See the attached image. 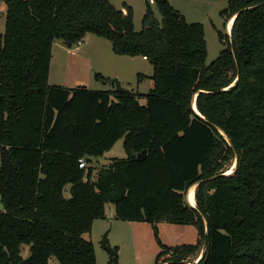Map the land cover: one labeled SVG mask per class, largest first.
<instances>
[{
  "label": "trees",
  "instance_id": "obj_1",
  "mask_svg": "<svg viewBox=\"0 0 264 264\" xmlns=\"http://www.w3.org/2000/svg\"><path fill=\"white\" fill-rule=\"evenodd\" d=\"M3 1L0 264H95L84 233L108 202L122 220L196 227L194 243L167 246L157 235V264H187L202 244L196 264H264V0H227L230 35L219 32L224 46L209 63L202 24L176 17L168 0H155L160 20L146 2L139 30L130 6L109 0ZM87 32L152 65L144 104L113 84L48 83L53 42ZM121 136L128 155L96 179L91 165L78 166ZM194 184L195 207L185 199Z\"/></svg>",
  "mask_w": 264,
  "mask_h": 264
},
{
  "label": "rangeland",
  "instance_id": "obj_2",
  "mask_svg": "<svg viewBox=\"0 0 264 264\" xmlns=\"http://www.w3.org/2000/svg\"><path fill=\"white\" fill-rule=\"evenodd\" d=\"M116 8L123 6H130L132 21L134 28L139 30L142 27V14L148 1L154 17L160 20L161 15L158 5L155 0H109ZM170 6L174 11L184 17L187 22H200L203 26L204 38L206 41V63L212 61L218 55L219 51L223 48L224 44L219 40V32L222 34L227 33L230 35L228 29V21L224 23L222 10L227 7V0H168ZM5 9L6 5L3 0H0V34L5 30ZM2 11L4 13H2ZM125 11V9H124ZM84 43L76 46V42L67 45L62 40L58 39V43L63 45V49L55 48V53L52 58L51 71L48 73V83L53 85L57 83L64 84L62 86H76L73 85V78L78 76L84 80L82 85L94 90H105L113 87L109 81L112 77H117L125 89H130L137 93L138 100L141 104L146 102V94L150 92L153 86V67L142 55H126L117 54L111 49V42L109 39L87 32L82 37ZM226 43V37L223 39ZM70 51H66L65 49ZM81 47V48H80ZM79 48V49H78ZM51 63V61H50ZM100 74L104 79L99 78L96 74ZM141 75V76H140ZM115 88V86H114ZM226 138V137H225ZM227 139V138H226ZM128 155L127 150L123 144V137H119L113 146L104 152L102 157H90L86 166L93 167L92 179H96L97 174L103 165L115 158H125ZM236 158L233 159L229 165L233 170L236 164ZM65 196H69V184L64 187ZM109 210H114V205L111 202L105 205V214ZM102 218H95L92 221L91 228L88 232L84 233V237L89 239L94 247L95 264H107L109 260V253L101 247L100 241L104 233L107 231L108 244L115 249L116 264H157L156 254L162 249L161 245L157 242V235L160 242L168 245H175L181 243H192L196 241L197 230L193 224H182L165 222L169 228H162L161 234L158 231L157 223L154 226L151 222L136 220L133 230L129 229L125 220L117 217L112 218V222L108 220L104 229ZM145 223V224H139ZM98 223H101L98 227ZM144 225L141 230H134L138 224ZM171 227H179V230H171ZM156 232L158 234H156ZM135 235L139 240L136 244L135 251H132L131 243L126 242L124 248L118 250L119 244L124 240ZM162 240V241H161ZM204 245L202 244L198 254L203 253ZM145 253V254H144ZM20 254L26 258L29 254V245L24 243L20 246ZM198 257V256H197ZM197 257L189 258V261ZM193 263V262H192ZM49 264H59L54 258L50 259Z\"/></svg>",
  "mask_w": 264,
  "mask_h": 264
},
{
  "label": "crops",
  "instance_id": "obj_3",
  "mask_svg": "<svg viewBox=\"0 0 264 264\" xmlns=\"http://www.w3.org/2000/svg\"><path fill=\"white\" fill-rule=\"evenodd\" d=\"M84 39H82V41H81V44H83L84 43V41H83ZM59 41L58 40H55L54 42H53V44H52V48H51V59H50V61H51V63H50V66H49V72L51 71V64H52V58H53V54L56 52L55 51V48H57L58 50L59 49H63V45H61V43H58ZM64 44H65V42H63ZM80 44V45H81ZM81 48V47H80ZM64 49H65V47H64ZM79 49V48H78ZM66 51H70L69 49H65ZM71 52V51H70ZM82 83H84V80L82 79V78H80V77H78V76H75L74 78H73V85H82ZM53 85H64V84H61L60 82L59 83H57V84H53ZM65 87H68V88H71V87H74V86H65ZM104 155V154H103ZM102 155V156H103ZM102 156H99V157H102ZM96 158V160H98L97 158L98 157H95ZM109 163V162H108ZM108 163H105V164H103V165H107ZM113 217H115V211L114 210H109V213H107V214H105V217L104 218H102V222H103V228L102 229H104L105 227H106V225H107V222H108V220L110 221V222H112V218ZM127 223H129L130 225H128V227H129V229H132L133 230V226H134V224H135V221L136 220H133V221H130V220H125ZM146 222V221H145ZM143 223V222H142ZM142 223H140L139 222V224H142ZM136 224H138V223H136ZM136 225L135 227H134V230H136L137 231V228H138V230H141V227L142 226H144V225ZM143 224H145V223H143ZM146 224H149V223H147L146 222ZM166 223H165V221H161V222H157V226H158V231H159V233L161 234V232H162V228H164V229H166V228H169V227H167V226H172V225H165ZM99 225H101V223H98V227H99ZM171 230L172 231H174V230H179V227H177L176 229H175V227H171ZM138 238H139V240H140V236H138ZM139 240L137 239V237L135 236V235H131L130 234V238H128L127 240H124L123 241V243H121V244H119V246H118V250L120 251L121 250V248H124L125 247V245L127 244L126 242H130L132 245H131V248H132V251H135V248H136V244L139 242ZM196 240H197V238H196ZM162 241V240H161ZM195 242V241H194ZM194 242H192V243H194ZM163 244L164 245H167V246H174V245H168V244H165L164 242H163ZM181 244H185V243H181ZM175 245H179V244H175ZM160 251V250H159ZM158 251V252H159ZM157 252V253H158ZM145 254V253H144ZM157 255V254H156ZM199 255V254H198ZM197 255V256H198ZM201 255V254H200ZM196 256V257H197ZM195 259V258H194Z\"/></svg>",
  "mask_w": 264,
  "mask_h": 264
},
{
  "label": "water",
  "instance_id": "obj_4",
  "mask_svg": "<svg viewBox=\"0 0 264 264\" xmlns=\"http://www.w3.org/2000/svg\"><path fill=\"white\" fill-rule=\"evenodd\" d=\"M2 13H4L2 11ZM176 17H178V13H175ZM65 44L69 45V43L65 42ZM109 81L115 86V90H118V91H121V90H124L125 88L122 86L121 84V81L117 78V77H112L111 79H109ZM194 100H195V96H194ZM194 105L193 106V103H192V108L194 109V111L196 113L199 114L197 108H196V104H195V101H194ZM146 150L143 149L142 151L136 153V157L140 158L142 157L144 154H145ZM236 162V161H235ZM197 184V183H196ZM196 184H194V186H196ZM189 189V188H188ZM188 189L185 193V199L186 201L189 203L188 199H187V194H188ZM191 206L195 207V205H192L191 203H189ZM3 209V203H2V197H1V194H0V210ZM107 231L104 233L103 237H102V240L100 241V245L102 248H104L106 251H108L109 253V257H112L115 255L116 251L115 249H113V247H111L109 244H108V240H107ZM49 264V263H47Z\"/></svg>",
  "mask_w": 264,
  "mask_h": 264
},
{
  "label": "bare ground",
  "instance_id": "obj_5",
  "mask_svg": "<svg viewBox=\"0 0 264 264\" xmlns=\"http://www.w3.org/2000/svg\"><path fill=\"white\" fill-rule=\"evenodd\" d=\"M233 18L234 17H231L228 20V29L229 30L231 29V24H232ZM193 106H195L194 102H193ZM231 171H232L231 168H228V170L226 172L228 173V172H231ZM194 190H195V186L194 185L190 186V188L188 189V194H187V199H188L189 203H191L192 205L196 204L195 197H194V195H195L194 194V192H195ZM200 257H201V255L199 254L197 258L200 259Z\"/></svg>",
  "mask_w": 264,
  "mask_h": 264
},
{
  "label": "built area",
  "instance_id": "obj_6",
  "mask_svg": "<svg viewBox=\"0 0 264 264\" xmlns=\"http://www.w3.org/2000/svg\"><path fill=\"white\" fill-rule=\"evenodd\" d=\"M81 41H82V38L79 39V40L76 42V46L80 45V44H81ZM78 166H79L80 168H84V167L86 166V162H85V159H84L83 157L79 159ZM192 262H193V263H192ZM192 262L189 261L188 259L186 260V263H187V264H196V263L198 262V260L193 259Z\"/></svg>",
  "mask_w": 264,
  "mask_h": 264
}]
</instances>
